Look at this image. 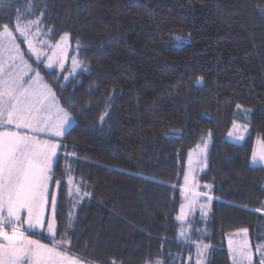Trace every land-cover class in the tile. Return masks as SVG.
<instances>
[{
    "label": "trees",
    "instance_id": "trees-1",
    "mask_svg": "<svg viewBox=\"0 0 264 264\" xmlns=\"http://www.w3.org/2000/svg\"><path fill=\"white\" fill-rule=\"evenodd\" d=\"M31 4L27 19L43 12V35L67 33L80 61L71 75L39 64L73 119L50 189L72 251L96 264H196L202 241L204 264H229L226 234L264 238V168L249 160L264 139V0H6L0 26ZM233 121L248 126L241 143L225 139ZM205 141L197 179L212 200L189 219V243L175 219L180 184Z\"/></svg>",
    "mask_w": 264,
    "mask_h": 264
},
{
    "label": "snow or ice",
    "instance_id": "snow-or-ice-1",
    "mask_svg": "<svg viewBox=\"0 0 264 264\" xmlns=\"http://www.w3.org/2000/svg\"><path fill=\"white\" fill-rule=\"evenodd\" d=\"M5 6L6 0H0V8ZM34 6L29 5L27 14L18 12L13 27L8 24L0 26V264H94L72 251L68 235L71 223L63 234L58 233L56 225L58 200L49 187L53 182L57 187L61 184L60 180L54 181L53 175V164L60 144L51 137H63L71 127L72 117L60 105L56 93L40 74L39 64L43 63V53L38 45L43 44L51 52L47 56L46 68H53L55 63L63 69L67 58L68 34L65 33L54 44L47 39L37 40L41 34L51 39V29L42 27L43 12L34 19H27ZM22 44L27 45L26 52ZM27 54L35 57L36 68L25 58ZM79 65L80 61L73 58V68ZM63 79L67 80V77ZM236 108L241 110L242 106L237 104ZM243 111L248 113L251 109ZM103 120L104 116H101ZM237 127L246 130L247 124L237 125L233 121V128ZM41 133L48 138L41 139L38 135ZM232 135L229 132V136ZM236 139L243 140L244 137L237 135ZM206 148L205 142L200 151L204 152ZM258 160L264 162V139L253 149L252 163ZM202 163L206 166L204 161H194L192 153H189L188 170L184 173L180 188L184 202L180 204L176 220L181 222L179 236L189 243L192 242L193 231L188 221L189 212L203 196L207 198V203H200L199 206L201 216H207L212 200L208 192L196 190L199 184L194 170ZM205 187L210 189L211 185ZM48 212L51 213L50 217H46ZM240 233L242 237L239 240L231 237L228 240L233 264H264V243H258L253 248L248 239V229H241ZM45 238L48 239L47 243L44 242ZM194 246L196 264H203L205 253L211 246L202 241ZM111 264H115V261ZM155 264L164 262L157 260Z\"/></svg>",
    "mask_w": 264,
    "mask_h": 264
},
{
    "label": "rangeland",
    "instance_id": "rangeland-1",
    "mask_svg": "<svg viewBox=\"0 0 264 264\" xmlns=\"http://www.w3.org/2000/svg\"><path fill=\"white\" fill-rule=\"evenodd\" d=\"M64 34H65V33H64ZM64 34H62L60 37H62ZM17 35H19V34L17 33ZM60 37L58 38V40H57L56 42H59V41H60ZM46 39L49 40V39L46 38L43 34H41L40 36L37 37V40H39V41H43V40H46ZM56 42H53V44L56 43ZM49 43H51V42L49 41ZM24 46H25L26 51H27V45L24 44ZM38 47L40 48V50H41L42 53H43V55L41 56V61H43L42 64H43V66L45 67V64L47 63V56L51 55V52H50V50H49L47 47H45L43 44H39ZM29 55L31 56V54H29ZM31 57H33V58L35 59L34 56H31ZM73 58H76V59L78 60L77 55H76V49H75V48L72 49L71 44H69V36H68L67 58H66V60H65V62H64V67H66V68L68 69V74H69V75H71L72 73H74L75 71H77V70L80 69L79 66L76 67V68H73ZM64 67H63V68H64ZM45 68H46V67H45ZM53 68L61 69V68H60L58 65H56L55 63H54ZM47 69H48V68H47ZM44 82H45V81H44ZM72 125H73V119H72V124H71V126H72ZM237 125H239V124H237ZM241 125H243V124H241ZM229 132H232L233 135H232V136H229ZM247 132H248V126H247V129H246V130H243V129L240 128V127L233 128V124H232V125L230 126V130H229V131L227 132V134L225 135V139H227V140H229V141H233V142H235V143H241L242 140H237V139H236V136H237V135H242V136L244 137V136L246 135ZM38 135H39V137H40L41 139L48 138V137H47L45 134H43V133L38 134ZM51 139H53L55 142H57V143L60 144V141H61L62 137H51ZM260 140H261L260 137L255 136L254 141H253L252 149H254V148H256V147L258 146V142H259ZM205 142L207 143V141H205ZM205 142H200V143H198L196 146H194V147H192L190 150H188L189 152H188V154H187V159H186V161H185L186 166H185L184 173L188 170L189 153H192V159H193L194 161L197 160V159H199V160L205 162V154H206V150H205L204 152H201V151H200V149L203 148V145H204ZM198 146H199V147H198ZM252 153H253V150H252ZM252 153H251V156H250V159H249V160H250V164H251L252 166H254V165L262 166V167L264 168V162H261V161L258 160L255 164L252 163ZM205 163H206V162H205ZM205 167H206V166H204V164L202 163V164L200 165V167L195 168V170H194V175H195V177H196V181H197V183L199 184V187H198L196 190H197V191H200V192H208V191H207V188H206L205 186L201 185L200 182H199L198 179H197L198 176H199V174H200V172H201L202 170H204ZM184 173H183V177H182L181 184H180L181 187L183 186ZM51 186H52V184H50V187H49V191H50V192H52V191L50 190V189H51ZM55 186H56V185H55ZM53 191H54V193L56 194L55 188H54ZM180 196L182 197V201H181V203H182V202H184V196H182L181 191H180ZM181 203H180V204H181ZM200 203H207V198H206V197H203V196L199 198V203L197 204V206H196L194 209H192L191 212H189V214H188V221H189V219L192 218V216L195 215V214H198V216L201 217V211H200V206H199ZM178 208H179V209H178V213H177V215L179 214L180 205H179ZM209 208H210V207L208 206V210H207V212L209 211ZM186 212H188V209H186ZM50 215H51L50 212L46 213V217H50ZM177 215H176V216H177ZM175 219H176V217H175ZM177 222H179V221H177ZM56 225H57V224H56ZM180 225H181V222H179V230H180ZM240 230H241V229H238V230H235V231H233V232H229L228 234H226V238H225V240H226L227 251H228V253H229V261H228L229 264H233V259H232V256H231L230 252H229L228 240H229L230 237L233 238V239H235V240H239V239L242 237V233H240ZM179 232H180V231H179ZM238 233H240V235H237ZM38 234H40V233L38 232L37 235H38ZM38 236H39V235H38ZM179 237H180V236H179ZM180 238H181V237H180ZM182 239H183V238H182ZM248 239H249V238H248ZM44 240L48 241L47 238H45ZM249 241H250V239H249ZM250 243H251V245L253 246V248H255V245L258 244V243H264V238H262V234L257 235V236H254L253 239L251 238ZM196 259H197V257H196ZM254 259H258V257H257V258H254ZM87 260H88V259H87ZM88 261H91V260H88ZM92 262H93V261H92ZM195 263H196V260H195ZM94 264H96V263L94 262ZM203 264H204V263H203Z\"/></svg>",
    "mask_w": 264,
    "mask_h": 264
},
{
    "label": "crops",
    "instance_id": "crops-1",
    "mask_svg": "<svg viewBox=\"0 0 264 264\" xmlns=\"http://www.w3.org/2000/svg\"><path fill=\"white\" fill-rule=\"evenodd\" d=\"M38 235L40 236V234H38ZM38 235H37V237H39ZM44 242L47 243L48 241L44 240Z\"/></svg>",
    "mask_w": 264,
    "mask_h": 264
}]
</instances>
